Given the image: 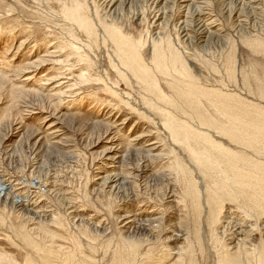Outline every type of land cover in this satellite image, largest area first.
<instances>
[{"label":"rangeland","instance_id":"374dc122","mask_svg":"<svg viewBox=\"0 0 264 264\" xmlns=\"http://www.w3.org/2000/svg\"><path fill=\"white\" fill-rule=\"evenodd\" d=\"M105 27L172 100L121 62ZM160 53L164 68L176 54L207 92L201 111L155 68ZM173 116L212 137L183 122L171 130ZM250 129V146L234 139ZM211 139L235 161L264 164V0H0V264H222L238 252L255 261L264 214L254 218L232 180L233 196L202 167ZM251 164L249 183L264 184V166Z\"/></svg>","mask_w":264,"mask_h":264},{"label":"bare ground","instance_id":"6f19581e","mask_svg":"<svg viewBox=\"0 0 264 264\" xmlns=\"http://www.w3.org/2000/svg\"><path fill=\"white\" fill-rule=\"evenodd\" d=\"M80 22V25L85 29L86 33L89 36H92V34L94 33V28L96 27L94 22L92 20H90L87 16H82V14H80V12L77 9V13L75 15ZM105 36H104V42H107V38H110L116 45L117 48L119 49L118 54L120 55V60L121 62L128 67L131 71H135V75L139 78V80L143 81L144 83H146V85H148L149 90L154 92H157V96L159 99H164L166 98V95L163 93V90L161 89V85H159V80L157 79L156 75L152 73V69L149 68V66L144 63V59L142 58L141 54L137 53L134 49H132L131 47L128 46L129 44V40L126 39L122 34L121 31H119V29H115V28H111L105 27ZM131 45V44H130ZM161 51V50H160ZM176 54H173V59L170 61V64L173 65L175 68H164L163 66L165 64H167L168 62H166V55L163 54H158L156 55V58H162V59H158L159 63L156 65V69L163 73L164 75H166V77L168 76L170 78V80L175 79L176 83H170L171 86L176 92H178L180 95H182L183 97L186 98V102L188 105H190L191 109L196 108L198 111L200 109L201 111V106H203L202 101L200 100V96L206 95L207 96V92H201V90L199 89L197 83L193 80H191L192 75L190 74V71L186 68L183 69L185 71H182L180 69L179 66L176 65L178 61V57L175 56ZM172 69V70H171ZM123 71V70H122ZM176 72V73H175ZM165 77V76H164ZM167 77V78H168ZM177 77V78H176ZM187 87L186 89H183L182 87L184 86ZM148 89V88H147ZM188 90V91H187ZM209 95V94H208ZM216 98V97H215ZM167 100H172L171 98H166ZM211 102V101H210ZM151 104V103H149ZM153 104V103H152ZM151 104V105H152ZM215 104V103H214ZM179 105V103H178ZM177 105V106H178ZM219 105V104H218ZM218 107V106H217ZM204 109V108H203ZM202 109V110H203ZM225 109L224 113L228 116L229 121L231 122V125L233 127H235V121H237L239 124H242V120H240V116L241 114H237V118H233V116L235 115L233 112L232 108ZM191 112V111H190ZM199 112V111H198ZM205 113V112H204ZM209 114V113H207ZM243 115V114H242ZM201 116V115H200ZM198 116V117H200ZM212 116V115H211ZM213 118V117H212ZM216 118V116H215ZM244 118V116L242 117ZM195 119V118H194ZM200 119V118H199ZM198 119V120H199ZM180 120V119H179ZM178 118H176L175 116H173L172 118H168L166 124L171 127V130H175L176 123L178 122H183L184 124H186V126L188 127L189 130H192V133H195L199 136H202L203 138L207 139L208 137H212L209 132H204V131H198L197 129H194L193 126H191L188 122L186 121H179ZM203 125L207 124L209 126L214 125V127L218 130H220L221 133H225L224 131H222V123H218L215 119L213 120H206V119H202ZM201 121V120H200ZM198 121V123L200 122ZM207 121V122H206ZM254 121V120H253ZM212 122V124H211ZM247 123V122H246ZM200 124V123H199ZM200 124V125H201ZM238 124V125H239ZM195 125V124H194ZM202 125V126H203ZM196 126V125H195ZM243 126V125H242ZM247 126V125H246ZM245 126V128H246ZM237 127V125H236ZM249 127V126H248ZM257 127V126H256ZM259 127V126H258ZM236 129V128H235ZM244 129V128H239V130ZM257 131H260L259 129ZM262 131V129H261ZM244 134V137H243ZM243 134H239L238 136L240 138H236V135H233V137H235L234 139L236 141H238L240 144H245L247 146H250V143H253V139H255V135L254 132H251L247 130H244ZM260 134V133H259ZM175 137H178L179 134L174 132ZM245 138V139H244ZM247 138L249 139V141H247ZM257 138V137H256ZM261 141V140H260ZM252 145V144H251ZM207 147L209 148H205L204 151H202V157L203 162H200L202 164V167H207V166H211L215 171H216V175H218L220 177V181L217 180V182L222 183V189L225 191V193L228 191V194L232 191V189L234 188L233 186L236 185V187L238 188V190L236 189L237 192H239V189L241 191V196L243 199V202L245 203V205L249 208V212L254 214V218L257 217V219H259V217L263 216L264 214V184L262 183H254L253 185L249 183V176L253 173V171H258L257 168H255L251 162L261 168L264 166L263 163L261 162H257V161H252L251 162L248 160V158L243 157V158H238V160L235 161V159H231L233 156L237 157V155L235 154V152H233L232 150H228L226 149L223 144H220L218 142H214L211 139V143L207 145ZM216 150V153L215 151ZM233 152V153H232ZM220 154V156L218 157V155ZM242 157V156H241ZM195 158L196 154H195ZM229 160V161H228ZM234 162V163H232ZM245 167H250V169H246L247 172H245ZM191 174V173H190ZM232 180L233 182V186L231 187L229 184V182ZM215 183V182H214ZM250 184L252 187L251 188H246V189H242L241 185L244 186L246 184ZM231 187V188H230ZM209 188V187H208ZM235 190V188H234ZM208 191V190H207ZM232 193V192H231ZM235 193V192H234ZM224 194H221V192L219 190H217V192H212L211 196H209L210 198H213V201L218 202L219 199H222L221 197H223ZM234 194L232 193V196ZM238 196V195H237ZM240 196V197H241ZM236 199V198H235ZM212 200V199H210ZM241 201V200H239ZM214 204V203H213ZM218 204V203H217ZM216 204V206H217ZM240 205V204H239ZM243 205V204H242ZM215 206V205H214ZM238 206V205H237ZM241 206V205H240ZM219 207V206H218ZM239 207V206H238ZM236 208L239 210V208ZM245 208V207H244ZM220 209V208H219ZM246 209V208H245ZM214 211V210H212ZM218 212V211H217ZM221 214V213H220ZM245 214H249V213H245ZM218 216V215H217ZM251 216V215H250ZM249 216V217H250ZM246 217H248L246 215ZM245 217V219H246ZM248 217V218H249ZM252 217V216H251ZM250 217V218H251ZM247 218V219H248ZM243 220V218H242ZM249 221V220H248ZM241 222V221H240ZM232 223V222H231ZM230 223V224H231ZM234 223V222H233ZM244 223V221H243ZM235 224V223H234ZM237 224V223H236ZM241 224V223H240ZM258 224V223H257ZM233 225V224H232ZM242 225V224H241ZM261 226V225H260ZM236 227V225H235ZM240 227V226H239ZM243 227H246L245 225H243ZM232 228V227H231ZM237 229V228H236ZM235 229V230H236ZM240 229V228H239ZM243 229V228H242ZM247 229V228H245ZM231 231V230H230ZM244 231V230H243ZM241 232V231H240ZM239 233V232H238ZM234 234V233H233ZM243 234V233H241ZM240 234V235H241ZM236 235V234H235ZM234 235V236H235ZM238 236V235H237ZM251 236V235H250ZM242 237V235H241ZM220 238V237H219ZM233 239V237H231ZM236 238V237H235ZM238 239V238H237ZM242 239V238H241ZM245 240V238H243ZM242 239V240H243ZM218 240V239H217ZM230 240V239H229ZM236 240V239H235ZM237 242V241H236ZM244 242V241H243ZM239 243H241L239 241ZM247 242H245V244L240 245V247L237 250H243L245 252L244 249H247L248 246L246 245ZM251 243V242H250ZM220 244V243H219ZM223 244V243H222ZM221 244V246H222ZM232 244V243H231ZM138 245V244H137ZM239 245V244H238ZM220 246V245H219ZM217 247V246H215ZM227 247V246H226ZM229 248V247H227ZM224 248V247H222ZM237 248V246H236ZM242 248V249H241ZM250 248V247H249ZM254 248V247H253ZM252 249V248H251ZM218 250V247L217 249ZM229 250V249H228ZM236 250V251H237ZM254 250V249H252ZM180 251V250H179ZM186 251V250H185ZM223 251V249L221 250ZM225 253H228L227 250ZM223 251V252H224ZM262 251V250H261ZM182 252V250H181ZM180 252V255H181ZM220 252V251H219ZM218 252V253H219ZM254 252V251H252ZM257 252V251H256ZM224 253V255H225ZM239 253H230V256L223 262L222 264H264V245H263V251L261 252V254L259 255V257H257V259L253 262H249L247 260V257L245 256L243 259L239 258ZM248 253H250L248 251ZM203 254V253H202ZM246 254V253H244ZM249 255V254H248ZM191 256V255H190ZM222 257V255H220ZM242 256V255H241ZM258 256V255H257ZM193 257V256H192ZM219 257V256H218ZM225 257V256H224ZM223 257V258H224ZM250 257V256H249ZM133 258V257H132ZM123 259V258H122ZM135 259V258H134ZM218 260L219 264V259L216 258ZM222 259V258H221ZM249 259V258H248ZM120 260V259H119ZM129 260V259H128ZM133 261V259H131ZM124 261V260H123ZM192 261V260H191ZM119 262V261H118ZM126 262V261H125ZM131 262V261H130ZM128 262V263H130ZM135 262V261H134ZM217 262V261H215ZM124 263V262H123ZM199 263V262H198ZM119 264V263H118ZM135 264V263H134ZM190 264V262H189Z\"/></svg>","mask_w":264,"mask_h":264}]
</instances>
